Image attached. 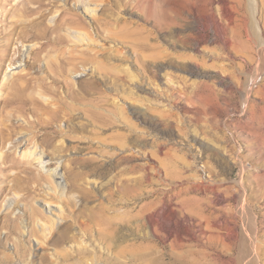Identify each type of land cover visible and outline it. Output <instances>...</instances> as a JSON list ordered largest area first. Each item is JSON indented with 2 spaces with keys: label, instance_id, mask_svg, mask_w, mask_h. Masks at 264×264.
Returning a JSON list of instances; mask_svg holds the SVG:
<instances>
[{
  "label": "rangeland",
  "instance_id": "1",
  "mask_svg": "<svg viewBox=\"0 0 264 264\" xmlns=\"http://www.w3.org/2000/svg\"><path fill=\"white\" fill-rule=\"evenodd\" d=\"M17 1L0 0V43ZM263 1L43 0L66 41L39 56L9 41L0 96L25 69L72 118L11 119L25 128L0 150V263L264 264ZM67 57L75 96L49 76Z\"/></svg>",
  "mask_w": 264,
  "mask_h": 264
},
{
  "label": "bare ground",
  "instance_id": "2",
  "mask_svg": "<svg viewBox=\"0 0 264 264\" xmlns=\"http://www.w3.org/2000/svg\"><path fill=\"white\" fill-rule=\"evenodd\" d=\"M30 4L34 5V7H30L29 6ZM242 4H243V2H242ZM244 4H245V9H244L245 12L246 13L248 11L251 12L250 11V10H252V8L250 6L251 4H248V3H244ZM44 7H45V4L43 3V0H18L16 2V5H14L12 7V12L15 11L16 9H19V11L21 12L20 13L21 19H19V20L17 19V20H15V22L13 24H11L8 34L11 35L12 37L6 38L4 41H2L0 43V56L4 55V52H6V49L8 46V42L9 41L12 42L11 40H13V41L27 40L29 42H33L34 45H36V47L31 50V53L33 52L36 56H39L43 51H45L47 49V47L50 46L51 43H55V42L56 43H64L66 41L62 37H59V36L58 37L57 36L52 37L50 35L52 32H54L56 30V27L58 25L51 27L50 25L46 26L43 24V20L45 19V16L47 15V14L43 13L44 9H45ZM47 7H48V5H47ZM226 7H227V5H226ZM263 8H264V1H263ZM223 9H226V8H223ZM249 12L247 14H249ZM62 14H63V12H62ZM34 16H35V18H33ZM245 18H249L248 15ZM210 21H212V24H213V20H210ZM214 22H216V21H214ZM175 23L173 21V24H175ZM243 24H244V22H243ZM218 27H219V25H218ZM61 28H62V26H61ZM215 30H216V28H215ZM217 32H219V31H217ZM220 34H221V36L224 34V29L221 28ZM13 36H16V38H13ZM42 41H44V42H42ZM4 62L5 61L0 60V70H1L2 64ZM12 62L13 61L10 60V64ZM26 64H28V63H26ZM47 65H48V63H47ZM48 68H49V71L53 73V75L49 74V76L51 77L53 82L64 85L66 88V93L68 95L72 94L73 96H75L76 92H75L74 83L66 78V74L68 71L71 70V68H77L76 64L73 63L67 57V59L64 58L59 63L49 62ZM37 78L38 77L32 76L25 69H21L16 74L12 75L11 78H9V79L7 78V80L5 79L7 83L6 82L2 83L1 89L4 90L5 93H2V95L0 96V150L4 148V144L7 141H11L14 138L13 137L14 135L20 134L22 132V130L25 128L19 124H15L11 121V119H13L15 117L16 113H19V114L21 113L24 115L26 112H29L34 117V120L32 121L31 125H29V124H27V125L32 126L34 129H37V130L44 129L47 131L48 129H51L52 123L58 121L60 118H62V119L66 118V120L68 122L71 120L72 117H70V116L68 117V115L64 113V110H62L59 107H55V104H53V103H51L52 107H50L49 110L44 109V107L47 108V106L44 104V102H41L39 100V98H37L35 96L36 95L35 91L40 88L39 90H41V92L38 93V95L40 97L46 98L48 95L47 96L45 94H44L45 96L41 95V93L43 94L46 92V93L53 95L52 97L54 98V94L51 93L53 88L51 87V85L49 86V84H47L45 79H42V78H38V79H40V82H39V85H37L36 84ZM78 83H79L78 87L80 90L82 88L83 84L85 83V79L81 78ZM43 90H44V92H42ZM46 99H48V97ZM48 101H49V99H48ZM45 102H47V100ZM51 102H53V101H51ZM42 114H45V118L42 117ZM53 134H54V136H57L58 132H53ZM54 140H55V137H51L48 140L47 145L52 146ZM54 149L55 148H53V150ZM4 156L5 157L3 158L2 161L5 162L8 157H7V155H4ZM24 156L28 157L27 160L30 159L31 161H34V162L39 161V157H35V154L32 152L29 153V155L24 154ZM22 158H24V157H22ZM30 160L28 162H31ZM28 162H26V163H28ZM16 177H17V174H16ZM20 177H19V180H20ZM14 179H15V177H14ZM261 192H262V197L264 200V188ZM14 220H13V222H14ZM44 226L47 227L46 225H44ZM48 229H49V233H50L52 230L51 225L48 227ZM16 230H17L16 226L11 227L8 230V234H13L16 232ZM31 230H32L31 235H35V230L34 229H31ZM46 230L47 229H43V233L46 232ZM44 234H46V233H44ZM45 237H46V235H45ZM16 248H17V252H19L21 255H23L22 257H24L28 252V248L25 247L22 240H18V242H16ZM1 255H3L1 263H5L6 261L10 260V257L7 254H1Z\"/></svg>",
  "mask_w": 264,
  "mask_h": 264
}]
</instances>
